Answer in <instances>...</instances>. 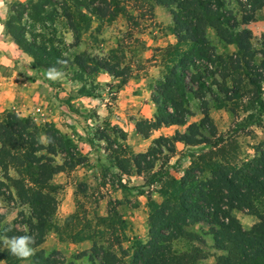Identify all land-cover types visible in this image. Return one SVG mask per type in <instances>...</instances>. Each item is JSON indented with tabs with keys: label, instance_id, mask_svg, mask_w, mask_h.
Returning <instances> with one entry per match:
<instances>
[{
	"label": "rangeland",
	"instance_id": "374dc122",
	"mask_svg": "<svg viewBox=\"0 0 264 264\" xmlns=\"http://www.w3.org/2000/svg\"><path fill=\"white\" fill-rule=\"evenodd\" d=\"M28 1L12 0L8 5L6 20L12 5ZM61 1L47 0L45 8L39 4V10L43 12L39 20L28 16L31 13L34 15L31 11H25L23 15V34L30 44L31 52L37 57L38 67L33 66V58L15 44L5 29L14 44L13 48L24 58L20 66L11 63L10 67L19 69L18 72L27 79V83L21 91H13L15 95L12 101L8 97L2 99L5 103L0 111V122L11 125L15 119L8 117L9 114L30 120L39 128L45 146L48 143L46 126L54 127L69 137L70 132L65 125L77 124V131L71 134L75 136L72 139L69 137L77 150L71 149L68 154L58 151L54 155L42 151L41 154L47 160L36 164L27 159L23 153L25 146L20 140L12 142V149L7 147L18 157L0 156L4 162V166L0 167V236L12 234V237H19L27 234L34 237L29 232L30 224L35 223L33 208L17 196L13 188L15 180H22L27 190H39L42 187L34 185L31 179L37 178L39 164L56 166L76 162L78 165L71 171L54 175L50 181L56 206H49L51 210L55 207V212L47 219L48 222L46 220L49 230L42 244L33 248L31 257L19 260L9 254L0 240V255L5 257L0 260V264H41L34 257L39 250L46 257L57 251L58 254L52 258L59 261L63 258L67 264H101V258L93 250V242L83 239L94 236L96 242L106 248L107 243H111L114 238L109 234L100 237L95 233L103 229L99 220L105 217L123 221L116 234H121V245L126 250V256L121 257L118 247L113 250L121 264H128L134 240L145 242L148 239L151 204L162 201L159 192L164 189V185L171 179L180 180L191 162L200 164L210 156H219L218 159L230 156L233 158L231 163L240 165L256 156V149L264 140V81L259 97L253 98L251 86L247 90L242 85L241 93L244 94L226 105L215 102L217 88L212 85L215 95L204 94L209 102V116L213 124L201 122L200 102L190 95L189 109L193 115L187 118L186 125L167 126L140 134L136 130L137 122L152 120L157 113L152 98L160 91V84L166 75L168 58L165 53L168 47L177 42L172 34L174 25L170 10L147 0H117L125 11L115 20L102 19L83 7L82 20L77 13L79 10L75 9L72 12L74 22L86 28L78 36V45H75V35L60 9ZM229 2L239 22L238 29L247 28L251 31V49L248 54L244 52L245 62L249 66H243L242 69L251 74L260 73L258 67L264 60V8L262 6L254 13L242 12L243 8L237 6L235 0ZM95 6L97 4L90 5V12ZM245 17L250 19L243 24ZM206 35L219 54L239 53L235 45L225 44L212 29H208ZM79 54L90 58L106 57L111 64L120 63L122 77H113L104 70L93 74L82 73L75 65ZM65 60H69V65L57 69L63 73L62 77L56 81L47 79L45 73L50 68L44 65L64 64ZM1 66L6 65L1 63ZM242 69L232 74L229 85L244 77ZM186 83L187 87L196 89L195 84L188 80ZM206 85H211V79L206 81ZM220 97V101H223ZM194 123L200 126L199 132L203 139L188 134L189 139L213 143L216 140L214 138L221 140L223 137V143L211 147L204 143L186 146L173 141V153L168 152L166 147H159L157 150L160 154L153 170L137 173L131 161L135 155L157 148L154 142L160 137L174 139L177 133H187V128ZM57 124L63 130L58 129ZM214 128L217 136L212 139L209 131ZM170 142L161 141V144L170 147ZM34 164L36 168L29 171V166ZM256 210L263 212L264 206L256 205ZM235 216L245 230L258 221L254 215L241 211H235ZM187 230L190 240L172 243L173 250L177 253H193L199 249L208 259L197 264H214L215 258L212 256L218 255V252L213 248L212 236L208 234L209 226L199 224Z\"/></svg>",
	"mask_w": 264,
	"mask_h": 264
},
{
	"label": "trees",
	"instance_id": "16d2710c",
	"mask_svg": "<svg viewBox=\"0 0 264 264\" xmlns=\"http://www.w3.org/2000/svg\"><path fill=\"white\" fill-rule=\"evenodd\" d=\"M147 1L170 10L174 25L172 34L177 42L168 47L165 53L168 58L166 75L160 84V91L152 98L157 107V113L152 120L137 122L138 133L145 134L161 127L186 125L187 118L193 115L189 109L190 95L199 100L201 106L199 111L203 116L201 122L206 124L213 123L209 116V102L205 94H216L215 102L224 105L240 98L244 94L241 93L243 86L247 90L248 87H252L250 91L253 98L260 96L261 83L264 81V60L258 67L260 73L251 74L242 69L243 66H249V63L245 62L244 52L247 53L251 49V31L247 28L238 29L239 22L235 18L230 0ZM235 2L237 6L243 8L242 12L254 13L260 7L264 8V0H235ZM46 3L47 0L41 2L29 0L27 3L19 2L12 5L10 16L4 25L15 44L33 58L35 67H38L37 57L31 52L30 44L23 34L25 32L22 19L25 11L34 12V15L31 13L29 17L41 19L43 12L39 10L38 5L41 4L45 8ZM60 4L63 16L75 35V45L79 43L77 39L82 30H86L74 22L72 12L75 9L79 10L77 13L82 20L84 19L82 7L90 14L109 20H115L125 11L117 0H63ZM93 4L97 6L93 8L92 13L89 9ZM249 19L243 18V24ZM208 29H212L225 44L235 45L239 53L222 55L216 52L206 35ZM76 58L78 61L75 65L84 74L104 70L113 77H122L121 64L118 62L111 64L109 58H90L83 54H79ZM64 65H69V60H65L64 64H45L44 67L58 69ZM241 69L244 79L239 78L229 85L228 80L232 79V74ZM209 79H211V85H206ZM187 80L196 85L195 90L187 87ZM212 85L217 88L215 94L212 93ZM220 96L223 101H220ZM8 117L15 120L9 126H6L5 122H0V143L3 145L0 148V156L11 157L13 154L9 148L12 149L14 147L12 142L15 143L17 140L25 146L23 153L26 154L27 159L36 164L47 160L41 154L42 151L54 155L59 153L58 151L68 154L71 149L77 150L72 140L54 127L46 126L48 132L45 135L48 143L45 146L41 140V132L33 122L20 119L14 114H9ZM200 129V126L194 123L187 128V133H177L174 139L160 137L154 142L157 148L135 155L131 159L132 165L136 167L138 174L144 173L145 170H153L157 156L160 154L157 149L166 147L168 152L173 153L175 151L173 141L182 142L186 146H198L204 143L217 147L223 143V137L221 140L214 138L217 136L215 128L209 131L211 138L216 139L213 143L197 138L189 139L188 134H194L193 137L203 139ZM6 139L9 141L5 142ZM170 140V147L161 144V141ZM256 153L255 157L241 162L240 165L231 163L233 158L230 156H221L222 158L219 159V156L213 158L210 156L200 164L191 162L180 180L171 179V182L164 185V189L159 192L162 201L151 204L148 239L145 242L134 240L128 264H197L208 258L199 249L194 250L193 253H177L172 248V243L178 240H190L187 229L196 224L209 226L208 234L212 236L213 248L221 252L215 258L216 264H264V211L256 210V205L264 206V140L258 145ZM36 164L30 165L28 170L35 169ZM76 165H78L76 162L56 166L39 164L40 171L37 170V178L30 176L34 185L42 187L39 190L31 188L27 190L22 180L14 181L13 188L19 199L25 204H31L33 208L32 218L35 223L30 224L29 227L30 234L34 235L33 248L42 244L49 230L46 220L50 219L55 212V207L54 210L49 209L51 204L56 206V199L51 195L53 186H49L50 181L54 175L71 171ZM3 166V160H0V167ZM195 173L199 175L196 176ZM235 211L254 215L258 221L245 230L235 216ZM122 222L119 219L115 221L106 217L100 218L99 223L104 227L95 231L97 236L104 237L109 234L111 238H114L111 243H107L106 248L101 247L100 245L103 244H98L94 236L83 239L93 242V250L101 258V264H121L119 256L113 250L114 247L121 250V257L126 256V250H123L121 245V234H116ZM6 236L10 238L13 235L6 234ZM57 254L58 252L54 251L46 257L43 251L39 250L34 257L37 261H41V264H67L63 258L60 261L52 258ZM3 258L5 257L0 255V260Z\"/></svg>",
	"mask_w": 264,
	"mask_h": 264
},
{
	"label": "crops",
	"instance_id": "0c3cea01",
	"mask_svg": "<svg viewBox=\"0 0 264 264\" xmlns=\"http://www.w3.org/2000/svg\"><path fill=\"white\" fill-rule=\"evenodd\" d=\"M10 2H12V0H0V111L2 110L5 103V101L2 99H4V97H8L10 101H12L15 95L13 91L16 89H20L21 91L23 88H25V83H27V79H25L24 76L18 72L19 69L16 70L14 67H10L11 63H15L16 65L20 66V64L24 60L23 54L13 48V42L11 43L9 35H6L5 33L4 23L8 15V5ZM1 63H4L6 66H1ZM1 87H3V90H1ZM12 108L15 109L14 106ZM76 125L77 124L65 125V128H67V130L70 132L69 137L71 139L75 136V134L71 135L72 132L74 130L77 131ZM57 128L63 130V127L59 124H57ZM159 129H164V127H161ZM87 241L92 242L91 240H85V242ZM217 252L218 255L221 254V252H219L218 250ZM216 256L214 255L212 257L216 258ZM207 259L208 258L201 261H206ZM214 264H216L215 260Z\"/></svg>",
	"mask_w": 264,
	"mask_h": 264
},
{
	"label": "clouds",
	"instance_id": "9594fccd",
	"mask_svg": "<svg viewBox=\"0 0 264 264\" xmlns=\"http://www.w3.org/2000/svg\"><path fill=\"white\" fill-rule=\"evenodd\" d=\"M30 74V73H29ZM63 73L57 70L55 67L46 71L45 76L51 81H56L61 78ZM0 240L3 241V245L7 247L9 254L17 257L18 259L25 260L34 254L32 245L34 244V238L30 235H24L19 237H7L0 236ZM2 250V248H0Z\"/></svg>",
	"mask_w": 264,
	"mask_h": 264
},
{
	"label": "built area",
	"instance_id": "2783aa9c",
	"mask_svg": "<svg viewBox=\"0 0 264 264\" xmlns=\"http://www.w3.org/2000/svg\"><path fill=\"white\" fill-rule=\"evenodd\" d=\"M37 111H40L39 109Z\"/></svg>",
	"mask_w": 264,
	"mask_h": 264
}]
</instances>
